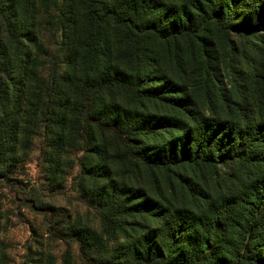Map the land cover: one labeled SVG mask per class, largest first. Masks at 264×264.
<instances>
[{
	"label": "trees",
	"instance_id": "obj_1",
	"mask_svg": "<svg viewBox=\"0 0 264 264\" xmlns=\"http://www.w3.org/2000/svg\"><path fill=\"white\" fill-rule=\"evenodd\" d=\"M49 1L57 52L41 8L0 0V180L22 186L17 208L85 264H264V0ZM38 136L49 181L64 146L82 151V179H104L82 190L116 251L11 177ZM173 178L200 200L175 207Z\"/></svg>",
	"mask_w": 264,
	"mask_h": 264
},
{
	"label": "rangeland",
	"instance_id": "obj_2",
	"mask_svg": "<svg viewBox=\"0 0 264 264\" xmlns=\"http://www.w3.org/2000/svg\"><path fill=\"white\" fill-rule=\"evenodd\" d=\"M34 3L38 13V27L44 33V42L46 51L57 52L63 46L62 36L59 31H54L50 22V12L47 9L49 0H30ZM43 8V9H42ZM258 17V16H257ZM49 23V24H47ZM242 36V35H239ZM264 30L258 32V38H254L255 43L262 44L264 40ZM240 42L243 38L234 37ZM67 41V40H66ZM64 41V43L66 42ZM42 61V60H41ZM42 131V130H41ZM47 136L42 141V137L38 136L33 141L32 150L28 157L17 164L14 169L17 172L11 177L21 179L24 185H31V192H36L38 201L44 206L63 207L67 210L68 221L71 227L76 224H81L95 233V237H100L96 243L97 249L100 251L101 245L106 247L104 254L116 251L119 245L124 244L122 238L112 239L103 234L102 222L95 213L89 200L88 193L82 190L87 188V192L93 189L97 192L98 185H104V179H100L98 184H94L89 180V177L82 179L81 170L78 168L77 157H80L82 151L76 148L64 146L59 155L56 156L55 165H57V179L55 184L46 176L48 167L43 162L40 155V147L45 146ZM49 151V148H46ZM91 163L86 161V168L90 167ZM113 172H118L115 169ZM232 166L223 164L218 166V173L223 176V181H227V175L230 173ZM189 175L190 172H189ZM145 174H143V178ZM161 177V176H160ZM159 177V178H160ZM12 178V179H14ZM115 178V176H114ZM202 178L206 181L205 195L210 199H214L215 191L208 175L203 174ZM21 185L11 184L10 180H0V258L1 264H85L82 257L78 254L77 245L70 241L65 244L59 240L49 239L47 236V223L40 212L30 211L28 208H17L18 201L16 197H23L21 193ZM218 189H220L218 187ZM82 190V191H81ZM163 191L164 195L175 207H191L200 198H191L185 191L178 187L175 178L172 179V186ZM140 222V219H135ZM75 224V225H74ZM73 225V226H72ZM64 259L66 262H64Z\"/></svg>",
	"mask_w": 264,
	"mask_h": 264
}]
</instances>
